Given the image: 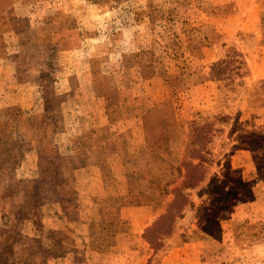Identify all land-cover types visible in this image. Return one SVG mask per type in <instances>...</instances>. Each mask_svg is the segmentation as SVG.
I'll return each mask as SVG.
<instances>
[{"label": "rangeland", "instance_id": "1", "mask_svg": "<svg viewBox=\"0 0 264 264\" xmlns=\"http://www.w3.org/2000/svg\"><path fill=\"white\" fill-rule=\"evenodd\" d=\"M0 264H264V0H0Z\"/></svg>", "mask_w": 264, "mask_h": 264}, {"label": "crops", "instance_id": "2", "mask_svg": "<svg viewBox=\"0 0 264 264\" xmlns=\"http://www.w3.org/2000/svg\"><path fill=\"white\" fill-rule=\"evenodd\" d=\"M118 162V161H117ZM94 167V166H93ZM97 169H99V174L97 173V175L95 176V178L98 180V181H101L103 183V185L105 186V179L103 177V174L101 173V165L98 164L97 166H95ZM88 169V168H87ZM106 187V186H105ZM140 238L142 239V236H140Z\"/></svg>", "mask_w": 264, "mask_h": 264}]
</instances>
